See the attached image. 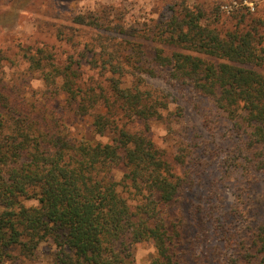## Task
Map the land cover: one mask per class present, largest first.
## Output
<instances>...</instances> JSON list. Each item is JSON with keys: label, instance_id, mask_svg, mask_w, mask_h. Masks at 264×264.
Segmentation results:
<instances>
[{"label": "trees", "instance_id": "1", "mask_svg": "<svg viewBox=\"0 0 264 264\" xmlns=\"http://www.w3.org/2000/svg\"><path fill=\"white\" fill-rule=\"evenodd\" d=\"M6 1L16 14L33 4ZM70 1L80 0H47L38 18L71 51L69 63L46 41L24 46L23 56L41 72L47 99L64 95L105 140L72 136L60 117L32 118L0 87V250L34 258L46 245V264H137L133 246L151 241L152 264H264V222L250 210L223 211L207 198L175 213L190 175L178 171L181 154L172 157L147 132L169 101L143 79L163 78L210 100L264 169V20L246 18L221 33L204 23L201 6L178 2L148 29V51L121 14L107 6L66 13ZM85 66L99 77H85Z\"/></svg>", "mask_w": 264, "mask_h": 264}, {"label": "rangeland", "instance_id": "2", "mask_svg": "<svg viewBox=\"0 0 264 264\" xmlns=\"http://www.w3.org/2000/svg\"><path fill=\"white\" fill-rule=\"evenodd\" d=\"M6 2L0 0V24L5 26L0 27V87L8 94L10 103L16 109L31 112L32 118L44 119L45 114L51 121L56 117L62 118L66 124L65 131L72 136L105 140L93 132L89 116L75 114V109L64 101V95L47 99L49 95L44 94L41 72L30 68L23 56L24 46L46 41L55 46L60 63L70 61L71 51L68 53V48L56 40L52 30L38 27L39 11L48 3L47 0H33L31 6L18 14ZM178 2L201 6L206 13L204 23L221 33L234 30L246 18L264 20V0H80L65 2L62 9L73 13L107 6L112 13L121 14L126 25L140 29L143 38L137 39L144 41L150 51L154 44L145 39L150 35L148 29L170 17L173 5ZM12 14L14 17L5 22L4 19L12 17ZM261 32L264 40V27ZM82 69L85 77H99L96 70L86 66ZM127 77V84H131L133 77ZM143 79L169 101L164 117L148 122L147 132L156 145L172 157L181 154L185 162L178 164V171L182 176L190 175L191 184L181 195L175 213L179 214L180 207L188 213L208 198L216 209L226 211L232 207H243L250 210L251 218L264 222V169L249 160L251 152L244 150L243 139L233 133V123L226 113L210 100L163 78L144 76ZM136 125L141 129L147 124L138 121ZM197 230L192 229L194 232ZM45 246L34 258L24 256L19 248L0 250V264H46L49 258L44 251L47 250ZM133 254L137 264H152L157 257L151 241L134 245Z\"/></svg>", "mask_w": 264, "mask_h": 264}]
</instances>
